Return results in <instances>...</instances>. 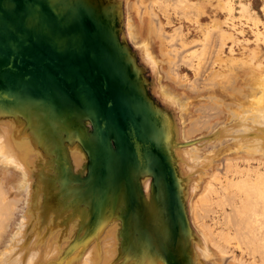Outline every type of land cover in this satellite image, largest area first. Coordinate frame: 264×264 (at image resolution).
Here are the masks:
<instances>
[{"label":"water","instance_id":"obj_1","mask_svg":"<svg viewBox=\"0 0 264 264\" xmlns=\"http://www.w3.org/2000/svg\"><path fill=\"white\" fill-rule=\"evenodd\" d=\"M126 4L0 0V113L20 117L39 145H49H40L49 160V173H42L52 209L46 214L60 213L67 221L74 215L71 223L82 220L78 232L94 220L99 227L107 223L105 230L114 223L118 259L131 256L129 230L137 226L147 238L149 259L195 264L183 184L188 178L177 168V149L165 141L167 111L151 87L158 72L145 67L142 47L129 39ZM189 143L180 139L178 147ZM72 150L83 155L79 168ZM91 234L93 228L79 240L70 235L60 261L79 249L81 261ZM137 248L133 259L140 264L143 247Z\"/></svg>","mask_w":264,"mask_h":264},{"label":"rangeland","instance_id":"obj_2","mask_svg":"<svg viewBox=\"0 0 264 264\" xmlns=\"http://www.w3.org/2000/svg\"><path fill=\"white\" fill-rule=\"evenodd\" d=\"M127 1H129L130 3H135L136 5L135 12H132L129 10V8H127V18L128 19L130 18L135 23V25L141 30L140 32L141 35L143 36L138 43H134L135 46L139 48L143 46L144 44L143 41L145 42V39L148 37L147 29L149 26L150 19H152L151 22L152 24H154L153 26L156 27V29L159 31V34L161 35L160 39L154 40V53L157 57L161 55L160 49L165 53H167V59H168L167 63L169 62L171 64L165 65V67L167 66L165 74L167 78H169L170 80L172 78L173 81L168 82L164 80L163 77H165V75L163 76V73L161 72L160 68L159 70L157 69L158 72L157 80L161 84V86H168L169 89L173 91L172 94L174 95V100L177 104L176 107L179 110V118H181L183 122L182 125L186 124L185 122L186 113L188 112L185 111H187L188 106L184 105L181 102L180 98L183 97L182 101L184 103L189 102V108H192L193 110L196 111V108H198L201 105V103L205 102V100L202 97L207 96L209 92L203 91L197 94L194 92L195 89L197 88V90H203L206 87H210L211 81L212 83L215 81L214 80L215 73L228 74L229 73L228 65L231 63L232 58H244L243 59L244 61H250L251 59L254 58L253 51L258 50V59L260 58V61H262L263 69H264V40H263L264 39V0H234V1L231 0L233 7V11L231 13L229 12L228 9H224L226 0H189L190 5H192L193 8H185L186 7L185 2L180 0L178 1L176 0L178 3H176L175 1L173 2V0H127ZM200 10L201 12L198 13V11ZM206 31H208L207 32L208 34L206 33ZM219 33H221L220 36ZM222 33L224 34L226 33L227 35H230L231 36L230 39H228V37H226ZM212 37H214V39ZM216 45L217 46L219 45L218 49ZM210 59L211 61H209ZM263 72L262 71L259 72V75L263 74ZM254 74L255 73L253 72V70L251 71L250 68L240 73L245 83L247 82V80L249 81V79H251L252 75ZM228 81L229 80L227 78V83ZM242 83L243 80H239L237 82L239 86L242 85ZM217 91H219V89ZM226 96L228 99V95ZM233 101H235V99H232L231 97L227 100L228 103H232ZM246 101L247 100H245V102ZM206 112L208 115L209 111H205L204 113L205 115ZM204 120L205 117H202V121L200 124H202ZM226 135L222 136L221 138L223 143H221L222 146H221V150L219 151L220 156L215 162L217 163L215 165L217 167V173L219 174L221 179H224L225 177L224 168L226 170L225 166H227V164L225 165L223 164L226 158L227 157L236 158L241 155H244L243 151H235L238 147V143L241 141V136L239 135L226 136ZM201 136H204V133L198 134V136H196L195 138ZM231 138L237 139L236 140L237 142L235 143V141H233ZM205 145H208V141L205 142ZM206 149L207 150L204 151V153L209 151V148ZM78 152L80 151L75 152V150L74 151L72 150V161L74 162V166L79 168L83 161L82 153L80 152L81 154L80 157L78 155L77 157H73L74 154L76 155V153ZM41 157H42L41 153H37L33 155L28 154L27 157L24 158L23 161L18 166H14L13 169H11L13 170V172H11L10 174L13 173V176H11V178H9L10 181L7 182V184L10 185L9 187L10 192L7 196L9 200H15L18 198H21V200L18 199L16 201V205L11 209L16 215H12V216L8 215V216H4L3 218L2 216H0V264H19V263L25 264L26 262H27L26 264H28V262L29 264H31V262L32 264H37L38 261L41 260L42 262L39 263L44 262L43 264H58L59 262V264H62L61 262H63V259L62 261H60V259L58 260V257H60L64 251L58 249L53 250L51 247L52 249L51 251L52 253H51L49 251L50 249L48 248L51 246V244L50 246L47 245L50 242L49 240L52 241V239L60 238L59 240L62 242L66 241L68 246L69 238H70L69 235H72V237L76 236L77 239L78 238L82 239L85 238L90 233L92 228L93 229L96 228L97 231L96 229H94V234L93 235L91 234L92 237H89V239H87L88 244L87 243L84 244V246H88V247L84 253L82 260L80 261L79 258L77 262V258L79 257V255L76 254V256L72 258L73 262L71 261L72 262L71 264L73 263L74 264H130L129 257H128V261L127 259L124 260L123 258L121 259L117 258L118 240L117 237L111 235V234L116 235L118 233V228L117 226L114 225V223H111L105 230L107 223L103 227H99L98 225L100 223H98L97 220H94L93 224L88 226L89 228L87 229V231L78 232L82 223L80 221L81 219L77 218V220H75L73 223L75 225L74 226L71 223V220L75 218L74 215L71 218V220L68 222L65 218H63V215L59 216L58 213L56 216H58L57 218L59 220L52 213L47 214L48 216L47 218L44 214H46V212H48L51 209V207L46 208V204L48 202L47 199L45 200L44 198L45 195L44 182L42 184L41 183L38 184L40 189L38 191L37 203L43 208H46L45 211H43V213L44 212L45 213L44 214L41 213L42 211L40 212V210L35 212L31 211L30 201L32 198V192L34 190L32 186L34 182L33 172L35 169H37V166L34 165L38 160L37 158L40 159ZM177 163L184 164L183 161H177ZM237 163H238L237 165L240 167L242 171L248 172V169L253 170L252 179H247V183L244 185V187L242 186L243 190H239V189L237 190L236 188H234L233 192H231L230 190L223 191L222 187L220 188V185H218L219 183H217L216 185H218L217 186L218 191L209 193V195L211 194V198L207 197L206 200L202 201V204L204 206L202 204L198 205L196 211L197 223L201 226L204 227L206 226L208 232L212 229L211 231L213 232L214 242H216L222 248H225V251H227V253L224 254L226 258L224 257L225 259L221 260V264H225L226 262L232 260L233 257H235L236 259L242 258L243 250L245 254L243 261L245 262V264H250L252 262V260L254 259L253 254L256 255L258 264H264V248H263L264 247V243H263L264 183L257 181L255 175L256 173L264 172V165H260V164L258 165V163L256 162H252V163L237 162ZM48 164L44 167V172L46 174L49 173L47 170ZM177 168L178 170H181L179 166H177ZM4 169H7L4 163L2 165L0 164V178L4 173L3 172ZM182 169L185 170L184 167H182ZM181 175L183 176L182 173ZM239 177L240 176L236 177V180L234 181L235 183H237L236 181H239L241 179V177L240 178ZM196 178L198 179V177ZM244 178H247V176H244L243 179ZM205 179L207 178L205 177ZM205 179L203 178V180L201 181L202 189L205 185L204 182ZM42 185L44 188L42 187ZM199 194L200 192H197L196 194L194 193L192 198V203H194V201L199 196ZM232 194H234V196ZM229 195L231 197H229ZM223 197L224 198L228 197L227 200L230 202V203L228 202V204H233V201L235 200L237 205L241 207L240 210H237L235 212L234 210L232 211L231 205H228L227 201ZM101 203L102 201H99V203L97 204L98 209H101L100 207ZM205 205H206V209L208 210H202L203 208H205ZM26 208H28L27 211ZM206 211L207 212L209 211V213L207 214ZM24 213H26V215ZM228 214L230 216L227 217ZM199 215L202 216V219ZM233 215L236 219L234 222L235 225H233V221H234ZM256 215L258 216V218L256 217ZM45 217L47 218L48 223L47 222L44 223L42 221V219H44ZM30 218L31 220H29ZM80 218H82V215H80ZM61 219L62 220L64 219L63 220L64 222L66 220L68 224L65 225L66 222L65 223L62 222ZM24 220H25V225H23ZM54 220L56 221L58 220V222L56 223V221ZM224 220H226V223ZM35 222L38 224L37 225L38 228L44 234H45L46 226L47 229L49 228L50 230L55 228V230H53L54 233L50 237H48L49 240L46 238L47 237L46 235L43 236L42 234L43 236L42 241L45 244L40 243L41 241L39 240V237H41V235L37 237L38 236L37 233L39 230H37L36 228L37 233L35 231L36 233V237H35L34 236L35 233H33V229L29 227L31 223L36 224ZM40 223L42 224V226H44L43 228H40L42 227ZM59 223L60 224L62 223V225L60 226ZM71 225H73L74 227ZM23 226L25 229L23 235L25 239L20 235L21 231L23 230ZM67 226H68L67 229L69 230L66 229ZM77 226L80 227L77 228ZM234 226L236 227V230ZM216 230L218 233L216 232ZM64 232L67 233L66 235L67 238L66 236H64L66 234V233L64 234ZM227 232H231L232 238L234 237L231 244H226L224 237L226 236ZM240 232H242V234ZM109 235H111L114 238L110 237ZM237 235L239 236L238 240L240 241L241 246H239L240 244L236 239ZM18 236L24 239L23 241L24 245L22 241H19V243L20 244L22 243L21 245H23V246L20 245L19 247V249L21 248L20 250L22 251H19L18 246L15 247L17 244L19 245L18 242L17 244L15 243L13 245L14 241L19 238ZM35 238H37L40 242H38V240ZM96 238H98V240ZM32 239L37 240L36 241L37 243L34 242ZM112 239L115 241V245L113 242V246H111L112 243H110V245L108 243V242H112L113 241ZM45 240L49 242H45ZM261 241L263 245L261 244ZM32 242L35 243L37 248L34 245H33L34 247H31ZM94 243H96L97 246L99 247L97 246L95 247ZM58 244L60 245V242ZM46 247H47L48 255L45 254ZM94 247L95 249H93ZM127 248H129V246ZM103 249H105L106 251V256ZM24 250H28L27 251L28 256H26V253L25 255L21 254L23 252H26ZM33 250H35V252L37 250L39 251L35 253L32 252ZM92 250H94V252ZM14 251L16 253L19 252L20 256L16 254ZM127 251H129V249H127ZM108 252H110L109 255H111V257L109 258H107ZM114 252L117 253V256ZM13 253H15L16 256H14ZM52 256L55 257L53 259L48 258ZM23 257H25V260ZM214 263L215 260L213 258L209 260V264H214Z\"/></svg>","mask_w":264,"mask_h":264},{"label":"bare ground","instance_id":"obj_3","mask_svg":"<svg viewBox=\"0 0 264 264\" xmlns=\"http://www.w3.org/2000/svg\"><path fill=\"white\" fill-rule=\"evenodd\" d=\"M174 1L176 3H178L177 2L178 0L177 1L173 0V2ZM180 1L185 2V6H186L185 8H193V6L190 5L189 0H180ZM126 7L129 8L130 11L135 12V8H136L135 3H130L129 1H127ZM224 9H228L230 13L233 11L231 0H226ZM200 12H201V10L198 11V13H200ZM147 15H149V14H147ZM151 21H152V19L149 20V26L147 29L148 37L145 39V42L143 41L144 44H143L142 49H141L142 61L145 64V67H147L150 71H152L153 74H156L155 71H157V69L159 70V68H160L161 72L163 73V76L165 75V77H163V79L168 81V82H172L173 79L171 78V80H170L169 78L166 77V74H165L166 67H167V66L165 67V65L171 64L169 62L167 63V61H168L167 53H165L161 49H160L161 55L159 57H157L154 53V40L160 39L161 35L159 34V31L156 29V27L153 26L154 24H152ZM127 28H128L129 39L133 43H138L143 36L141 35V32H140L141 30L135 25V23L130 18L128 19V27ZM207 32L208 31H206V33ZM222 34L225 35L226 37H228V39H230V37H231L230 35H227L226 33L225 34L222 33ZM220 35H221V33H219V36ZM214 37H215V35H214ZM214 37H212V38L214 39ZM219 45H220V43H219ZM219 45L218 46L216 45L217 49H218ZM208 50H209V48H208ZM253 55H254V58L251 59L250 61H244L243 60L244 58H232L231 63L229 62L230 64L228 65V69H229L228 74L215 73V75H214L215 81L213 83L211 81L210 87H206L203 90H197V88H196L194 92L197 94L200 92H203V91L209 92V94L207 96L202 97L205 100V102L201 103V105L198 108H196V111L193 110L192 108H189V102L184 103L182 101L183 97L180 98L181 102L184 105L188 106L187 111H185V112H188V113H186V120H185L186 124L185 125H182L183 122H182L181 118H179L180 119V124H179V120L177 118V115L179 114V112H178L179 110H177V108H176L177 104L174 100V95L172 94L173 91L171 89H169L168 86H161V84L159 82H158V84L152 83V86H151V87H153L152 90H153L154 94L158 97V100L162 104H164V107L167 111L166 116L169 119V123L166 126L167 129L164 131L165 141L167 143H169L170 146H172V148H175V149L178 148L175 152L176 157H174V160L176 163H177V161H183L184 162V164L178 163L179 165H177V166H179L181 168L180 171L185 176V178H188L185 180L183 179V182L185 181L184 184L186 186V190H185L186 196H187V198L189 197V201L187 203V205H188L187 218L189 217L190 226H191V231L189 234V236H190L189 242L191 244V250L189 253H190V258L193 259L195 264H209V260L212 258L215 260L214 264H221V260L222 259L224 260L226 258L224 256V254L227 253V251H225V248H222L220 245H218L216 242H214L213 232L211 231L212 229L209 231L211 233L210 234L208 232V229L206 226L204 227V226H201L197 223L196 211H197L198 205L202 204V201L206 200L207 197L211 198V194L209 195V193H212L214 191H218V188H217L218 185H220V188L222 187L223 191L230 190L231 192H233L234 188H236L237 190L238 189L243 190L242 186L244 187V185L247 183V179H252L253 170H249L247 167L248 172L242 171L240 169V167L237 165L238 164L237 162H245V163L256 162V163H258V165L259 164L264 165V72H263L264 69H263L262 61H260V58L258 59V50H254ZM212 58H213V56H212ZM211 59L209 61H211ZM197 61H199V60H197ZM248 68H250L251 71L253 70V72L255 74L252 75V78L249 79V81L247 80V82L245 83L244 79H242L240 73L244 72V70H246ZM144 70H146V68ZM167 71H170V70H167ZM261 71L263 72V74L259 75V72H261ZM227 78L229 80L228 83H227ZM239 80H243V83L240 86L237 84V82ZM177 86H178V84H177ZM193 89H194V87H193ZM218 89H219V91H217ZM226 95H228V99L231 97L232 99H235V101H233L232 103H228L227 102L228 99H227ZM245 100H247V101L245 102ZM191 101H192V99H191ZM205 111H209V114L207 115V112H206V115H205L204 114ZM185 112H183V113H185ZM202 117H205V120L202 124H200L202 121ZM201 133H204V136L198 137L199 139L195 138L196 136H198V134H201ZM225 135L226 136H231V135L241 136V141L238 143V147L235 151H243L244 155H241V156L236 157V158H232V157L226 158V160L223 164V165L227 164V166H225L226 170L224 168L225 177H224V179H221L219 174L217 173V167L215 166L217 163H215V162L218 159V157L220 156L219 151L221 150V146H222L221 143H223L221 138H222V136H225ZM180 139H183L187 142H190L189 143L190 146L187 148H179L178 146L180 145ZM232 140L235 141V143L237 142L236 141L237 139H232ZM207 141H208V145H205V142H207ZM40 145H39L37 137L32 135V133L26 127L25 123L20 119V117L19 118H17V117H15V118H11V117L4 118L2 116V114L0 113V164L2 165L4 163V165L7 168V169L3 170L4 173L0 178V216H2V218L4 216H8V215L9 216L16 215V214H14V212L11 209H12V207H14L16 205V201L18 199L21 200V198H18L15 200H9L8 199L7 195L10 192V188H9L10 185H8L7 182L10 181L9 178H11V176H13V173L10 174L11 172H13V170H11V169H13L14 166H18L23 161V159L27 157L28 154L33 155V154L41 153V155H42V157L40 159L37 158L38 160L34 165V166H37V169H35L33 172L34 182H33L32 186H33L34 190L32 192V198L30 201L31 211L35 212V211L40 210V212L42 211L41 213H43V211H45V209L47 208V206H46V208H43L42 206L38 205V203H37L38 191L40 189L38 184L43 183L42 173H45L44 167L49 162L47 156L43 152V148H41ZM41 146L49 149V145H43L42 144ZM206 148H209V151L204 153V151L207 150ZM77 155L80 157V155H81L80 152L76 153V155L74 154L73 157H77ZM234 162H236V163H234ZM182 167H184L185 170H183ZM256 168H257V165H256ZM224 173H223V175H224ZM255 175H256L257 181L264 183V172H259V173H256ZM195 176H197L198 179H196ZM237 176H240L241 179L239 181H236L237 183H235L234 181L236 180ZM244 176H247V178L243 179ZM205 177L207 179H205ZM203 178L205 179L204 180L205 185L202 189L201 181L203 180ZM217 183H219V184L216 185ZM42 187H43V185H42ZM197 192H200V194L196 198L194 203H192L193 195H194V193L196 194ZM232 195L234 196V194H232ZM229 197H231V196L229 195ZM227 198H224V199L227 201V204H228L229 201L227 200ZM42 199H44V198H42ZM262 201H263V199H262ZM256 203H259V202H256ZM204 204H205V202H204ZM228 205H231L232 211L234 210V212L237 210H240V208H241L237 205L235 200L233 201V204H228ZM263 205H264V202H263ZM210 207H212V206H210ZM50 210H52V209H50ZM202 210H208V209H206V205H205V208H203ZM16 211H17V209H16ZM18 212H19V210H18ZM206 213L208 214L209 211L208 212L206 211ZM225 213H226V211H225ZM44 215L48 218L47 214H44ZM44 215H42V216H44ZM60 215L61 214L59 213V216ZM234 215H235V213H234ZM234 215H233V217H234ZM257 215H258V213H257ZM257 215H256V217L258 218ZM223 216H225V215H223ZM228 216H230V215L228 214L227 217ZM46 217L44 219H42V221L44 223L45 222L48 223ZM55 217L57 218L58 216H55ZM200 217L202 219V216H200ZM29 220H31V218ZM58 220L57 221L54 220V221H56V223H57ZM63 220L61 219L62 222H64ZM226 220H227V218H226ZM226 220H224L225 223H226ZM233 220H234L233 225H235L234 224V222L236 220L235 217L233 218ZM80 221L82 223V220H80ZM65 222H66V220H65ZM67 222L65 225L68 224ZM37 225H38L37 223L36 224L31 223L29 225V227L31 229H33V233H35L36 228H37V230H39L38 233H37V231H36V233L38 234L37 237H39V235H41V237H39V240L41 242L37 238H35V239H37L38 242H40V243H44L42 241V237L44 235H46L47 236L46 238L48 239V237H50L54 233L53 230H55V228L51 229L53 231L52 232L49 228H48L49 229L48 230L47 226H46V230H45V234H44L38 228ZM61 225H62V223L60 224V226ZM73 225H71V226H73ZM41 226H42V224H41ZM57 226H58V224H57ZM243 226H244V224H243ZM43 227L44 226H42L40 228H43ZM78 227H80V226H77V228ZM63 228H65V227H63ZM212 228H214V227H212ZM94 229H96V228H94ZM156 229L159 232V234H161V235L165 236L167 234V230L163 226H160V227L157 226ZM28 230H30V229H28ZM235 230H236V227H235ZM96 231H97V229H96ZM241 231H242V228H241ZM216 232H217V230H216ZM36 233L34 235L35 237H36ZM240 233L242 234V232H240ZM42 234H43V236H42ZM129 234L131 235L132 239L134 240L133 243H135V247H132V244H131L130 246L128 245L129 248H127V249H129V251H128L129 255H131V256H128L129 260H130V264H139V262H137V261L134 262V259H133V256H134L133 254L138 249L137 248L138 245H140V247H143L142 249H144V251L142 249H139V251H138V256H140L139 261L141 262L140 264H165L164 262L163 263H160V262L156 263L155 260L148 258V256H149L148 252L149 251L146 248V244H145V242H147V238H146L145 234L139 233L137 226L130 227ZM23 235H24V233L21 236H23ZM66 235H67V233H66ZM76 235H77V233H76ZM111 235L117 237V234L116 235L111 234ZM111 235H109V236L112 237ZM234 235H235V232H234ZM259 235H260V233H259ZM73 236H75V235H73ZM59 237H60V235H59ZM69 237H70V235H69ZM131 237L129 238L130 241H132ZM23 238L25 239L24 236H23ZM23 238L21 240H19V241H22V243L24 241ZM66 238H67V236H66ZM112 238H114V237H112ZM224 238H225L226 244H231L232 240L234 239V237L232 238L231 232H227L226 236ZM35 239L34 240L32 239V240L34 242H36L37 240H35ZM57 239H52V241L48 239L50 242L45 240V242H49L48 244L46 243L48 246H50V244H51V246L48 247L50 249L49 250L50 252L52 251V249L53 250L58 249V250L65 251V249L67 248V242L66 241L62 242L59 240L60 238L58 240ZM79 239L80 238H78V240ZM96 239L98 240V238H96ZM216 239H217V237H216ZM236 239L237 240L239 239L238 235H237ZM19 241H18V243H19ZM34 242H32L31 247L36 246ZM59 242H60V245L58 244ZM69 242H70V238H69ZM113 242L115 245L114 240L112 242H108V243H109V245H110V243H112L111 246H113ZM118 242H117V244H118ZM238 242L240 244L239 240H238ZM263 243H264V240H263ZM263 243L261 241L262 245H263ZM21 244L19 243L18 246L20 247ZM87 244H88V242H87ZM223 244H224V242H223ZM23 245H24V243H23ZM23 245H21V246H23ZM94 245H95V247L97 246L96 243H94ZM239 246H241V244ZM19 247H18V249H19ZM51 247H52V249H51ZM86 247H88V246H86ZM95 247L93 249H95ZM97 247H99V246H97ZM107 247H108V245H107ZM25 248H26V246H25ZM25 248H22V249H25ZM36 248H37V246H36ZM38 248H39V245H38ZM20 249H19V251H22ZM24 251H26V252H23L21 254L25 255V253H26V256H28L27 255L28 250H24ZM38 251L39 250H37L36 252H38ZM79 251H80V249L77 250L73 256L75 257L76 254L81 253ZM92 251L94 252V250H92ZM103 251H104L105 256H106L105 249H103ZM32 252H35V250H33ZM109 253L110 252H108L107 258L111 257V255H109ZM114 253L117 256V253L116 252H114ZM16 254L19 255V252ZM45 254L48 255L47 247H46ZM101 254H102V252H101ZM78 255L80 256V254H78ZM244 255L245 254H244V250H243L242 258L239 259L237 257L238 259H236L235 257H233L232 260L226 262L225 264H245V262L243 261V258L245 257ZM49 256H50V254H49ZM54 257L55 256L48 257V258L53 259ZM23 258L25 260V257H23ZM72 258L69 257L66 260L63 259V262H61V263L62 264H68L69 262H71L73 260ZM112 258H113V256H112ZM229 258H230V256H229ZM231 258H232V256H231ZM253 258L254 259L252 260V262L250 264H258L257 263L258 261H257L255 254H253ZM59 259L60 258L58 257V260ZM119 259H121V258H119ZM38 262H42V260L38 261ZM99 263H101V262H99ZM28 264H29V262H28ZM31 264H32V262H31ZM58 264H59V262H58Z\"/></svg>","mask_w":264,"mask_h":264}]
</instances>
